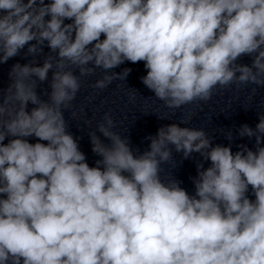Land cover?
Here are the masks:
<instances>
[{"label": "clouds", "instance_id": "9594fccd", "mask_svg": "<svg viewBox=\"0 0 264 264\" xmlns=\"http://www.w3.org/2000/svg\"><path fill=\"white\" fill-rule=\"evenodd\" d=\"M0 12V63L26 45V55L45 42L56 54L43 66L13 65L0 103V264H264V115L238 129L255 137V151L233 154L203 129L173 123L134 155L105 114L97 131L110 144L89 133L102 157L95 167L63 115L80 77L104 70L92 85L103 90L126 79L130 68L108 71L125 61L144 62L141 82L169 109L207 102L217 86H264V0H0ZM243 55L251 66L236 63ZM52 69L45 102L33 77L43 82ZM170 145L211 162L197 163L194 195L161 178Z\"/></svg>", "mask_w": 264, "mask_h": 264}, {"label": "water", "instance_id": "95a60500", "mask_svg": "<svg viewBox=\"0 0 264 264\" xmlns=\"http://www.w3.org/2000/svg\"><path fill=\"white\" fill-rule=\"evenodd\" d=\"M24 2L26 3L27 0ZM49 2L50 0H45V4ZM3 14L0 12V15ZM45 19H50V16H46ZM71 22L65 20V23ZM102 39H104L103 34ZM31 43L36 42L32 41ZM28 46L26 45L24 49L20 50L19 55L10 58L6 63H0V103L3 101L4 93L13 83L9 76L13 65L17 63L32 64L35 61L32 66H43L48 55H56L51 53L47 42L42 46V53L36 56L26 55ZM252 60V56L243 55L238 58L236 63L251 66ZM125 68L131 69L126 79L122 77L116 79L103 90L94 88L92 85L103 77L104 70L96 68L93 75L80 77V91L77 93L76 99L72 101L71 108L63 112L68 126L67 131L77 140L79 149L85 154L86 162L90 167H95L96 161L102 157L92 151L93 146L89 133L96 132L104 144H110V141L97 131V126L104 122L105 114H109L114 121V127L111 130L128 139L134 155H140L149 150L150 140L148 137H154L160 127L173 123L180 127L203 129L211 139L213 147L231 145L233 154L241 150L239 147L241 145L255 151V137H240L238 129L245 124L255 129L259 117L264 115V86L237 85L235 83L223 89L217 86L213 91L212 98L207 102L197 100L180 109H169L141 82L140 78L145 76L147 71L143 61L135 64L125 61L108 71L121 73ZM54 70L49 71L47 80L43 82L33 77V79H37L36 93L42 101H49V95L45 93H51L50 83ZM73 70L74 74L79 75L78 70ZM34 107L37 106L29 102L26 111L30 113ZM10 108L15 111L19 105L13 103ZM72 113H75V116ZM185 120L188 122L182 123ZM230 134L231 141L226 138ZM14 138L6 137L3 144L6 145ZM25 139L32 144L37 142L47 144V141H39L35 136ZM261 146L264 147V140H262ZM170 147L172 148V158L167 163L161 164V178L166 182L171 179L180 181V187L184 188L189 195H194L193 178H196L198 174L197 163H203L204 169H207L211 162L204 160L199 153H192L190 158L185 159L182 152H176L174 146L170 145ZM246 195L250 200H255L251 186H249Z\"/></svg>", "mask_w": 264, "mask_h": 264}]
</instances>
